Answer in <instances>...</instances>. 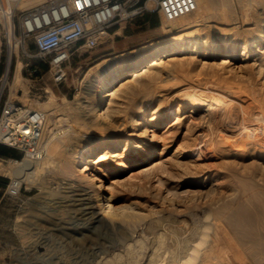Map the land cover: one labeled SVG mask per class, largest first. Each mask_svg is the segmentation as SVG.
Returning a JSON list of instances; mask_svg holds the SVG:
<instances>
[{
	"label": "rangeland",
	"instance_id": "1",
	"mask_svg": "<svg viewBox=\"0 0 264 264\" xmlns=\"http://www.w3.org/2000/svg\"><path fill=\"white\" fill-rule=\"evenodd\" d=\"M253 1L255 5L250 6L248 0H199L202 8L197 15L190 13L175 20L182 24L191 19L190 15L194 19H203L202 30L195 34L200 47L195 53L181 46L171 56L161 58L164 63L160 66L162 76L159 75L158 81L150 87L149 94L143 90L131 94L127 89L128 85L139 84L144 74L136 79L125 74L115 78L113 85L118 93L112 95L111 100L112 103L115 101L113 105L121 104V111L111 115L113 120L109 124L106 120H98L100 125L107 126L105 135L108 139L124 141L126 135L133 132L130 138L134 143H140L142 150L137 158L132 155L131 147L123 150V145L102 159L104 170L100 178L105 186L112 187L115 198L114 212L105 223L98 224L89 219L99 208L97 182L92 184L80 179L73 169L75 173L61 170L56 160L36 183L22 182L17 197L8 195L7 185L12 179L0 174V264H81L122 250L125 243L142 237L147 240L146 249L143 248L142 257L139 256L140 264H147L154 251V259L160 260L159 264L184 261V264H264V159L258 158L256 151L237 154L218 147L222 133L230 134L234 128L238 129V135L240 126L256 119L264 122V117L250 110L247 101L249 98L261 105L264 114V0ZM119 28L122 32L113 34ZM109 34L97 48L73 52L67 67V80L61 84L54 85L44 70L36 78H28L22 71L29 103L46 101L50 95L46 89L57 98L56 109L62 113V119L59 115L53 116L54 133L50 140L60 137V143L65 144L74 135L96 137V131L87 123L95 113L87 112L91 118H86L85 124L79 116L82 109L76 107V94L82 93L99 69L120 59L119 55L176 35L175 32L165 35L156 15L116 25ZM253 40H259V43L250 48ZM202 41L207 43L205 48ZM119 48L124 49L117 51ZM226 48L232 50L233 55L225 58ZM247 49H250L249 54ZM103 58L111 60L94 67L86 77L89 68ZM223 60L226 62L222 63ZM186 88L188 92H203L209 100L222 95L230 98L232 104L229 107L223 104L224 108L219 106L207 129L193 125L190 116L200 119L204 108L191 109L186 105ZM19 90L16 93L21 95L23 89ZM9 93L7 84L0 96V108L5 100L12 99ZM63 96L68 102H60L59 98ZM144 98L148 100L143 109L136 112L135 121L145 120L141 126L135 125L137 122L131 123L128 117ZM81 100L83 98H79ZM57 111L55 114H59ZM78 111L81 113L76 117ZM160 117L163 118L161 122L158 121ZM237 137L238 142L243 140L239 135ZM156 150L155 159L137 160ZM6 151H10V155ZM122 152L127 155L125 158L112 156ZM9 159L20 161L21 154L5 147L3 154L0 153V161L6 163ZM90 167L94 169V164ZM66 180L77 184L72 187L73 194L87 192L90 197L59 198L65 189L56 186H64ZM106 202H109L108 198L101 201L102 204ZM160 233L167 243L163 242L158 249L156 238ZM149 241L153 243L151 246ZM195 254L198 257L193 261ZM227 259L233 261L230 263Z\"/></svg>",
	"mask_w": 264,
	"mask_h": 264
},
{
	"label": "bare ground",
	"instance_id": "2",
	"mask_svg": "<svg viewBox=\"0 0 264 264\" xmlns=\"http://www.w3.org/2000/svg\"><path fill=\"white\" fill-rule=\"evenodd\" d=\"M42 1L43 0H17L16 6L18 8L26 9L28 7L37 5V4L41 3ZM196 2H197V6L198 7H197L196 11L192 12V15H193V13L195 15H197L200 12V9L202 8L201 5H200L199 0H196ZM248 5L253 6V5H255V3H254L253 0H248ZM192 15H190L191 19L189 21H187L185 23H182V24H177V22L175 20L172 21V22H168V23L167 22L166 23L163 22L162 25H161V29L164 31V34L166 35V34H170V32H175L176 35H174V36H172L170 38H167V39L160 40V41H153V42H151V43H149L147 45H144L142 47L136 48V49H134L132 51H128L126 53H123V54L119 55V56H121L120 59H118L117 61L111 62V63H107L105 67H103L102 69H99L96 72V74L94 75V77L92 79H90V81L85 85V87L83 88L82 93L81 94H76L75 97H76V100H78L76 102L78 104L76 107L80 108V110L82 109V111H81L82 113L80 111H78L77 114H76V117L78 116V114L80 112L81 113V115H79L81 117L80 119L85 120L86 118L89 117V113L90 112L95 113L94 114L95 117L94 118L89 117L91 119L88 120L87 123L89 124V126H91L93 128V130L96 131V133H94V134H96V137L95 136L94 137H91V136L86 137V135H84V136L74 135L65 144L60 143L61 142L60 141V137H53L49 141L48 147L46 149V151L47 150L48 151H47L45 157H43L42 159L37 160V161L31 160L29 158H25L22 161H16V160H13V159H9V160L6 161V163H3L2 161H0V174L4 175V176H8L12 180L15 179L19 183L26 182L28 184H34V183L37 182L38 177L42 173H45L47 171V169L49 170V168L51 166H53V164H54V162L56 160L57 163H59V166H60L61 170L66 171V172H71V170L73 169L74 171H76V175L79 178L82 177V178L86 179V181H88V183L95 184V182H97L96 187L98 188V191L100 192L97 195L99 197V202H98V207L99 208H98V211L94 212L89 219H92L93 222L98 223V224L105 223V219L109 218L108 216L112 215L113 212H114V209H115V198H114L113 194L111 193V190H112L111 188L112 187L110 185L105 186V184H103V182H102V180L100 178V173L104 170L103 163H101L102 159L103 158H107L109 155L113 154L114 151H116L117 149L121 148L123 145H124V149L123 150H127V148L131 147L132 155L133 154L136 155L137 158L140 155V151L142 150V145H140V143H134L133 139L130 138L131 136L133 137V135H134L133 132L132 133H128L126 135V139L124 141H122L121 139L111 140V139H108L107 138L108 136L105 135V129L107 128V126L103 127L102 125H100L101 124L100 123L101 121L99 122L100 119L106 120L108 122L107 124H109L113 120V119H111V115L112 114H117V113H119L121 111V106H120L121 104L120 105L119 104H114L113 105V103L115 101L112 103V100H111L112 99V95H114L116 93V88H115L116 85L115 86L113 85V83L115 82V78L120 76L121 74H125L127 77H133V78L138 76V78H139V75L144 74V76L142 75L144 78L139 82V84H135V85H131V86L128 85L127 89L130 90L129 92H132L131 94H133V93L135 94V92H137L138 90H143L144 92H146V94H149L150 89H151L150 87L152 85H154L158 81L157 79L160 77L159 75H161V69H160V66L162 64L161 63V58L167 57L170 54H174L176 50L181 49V46L186 48V50L187 49H191L192 52H195L196 49L198 51V48L200 47V44H199L198 40H196L197 36H195V34L198 33L200 30H202L201 27L205 23H204L203 19H194V17ZM251 28H253V27H251ZM121 32H122V28H119V29L116 30V34H120ZM109 35L110 34H108V36ZM202 42H203L202 44H204L203 47L205 48L207 46V43L205 41H202ZM258 43H259V40H253L250 48L257 47ZM186 44H188V45L185 46ZM248 50H250V49H247L246 52L249 54ZM224 54H225L224 57L226 58L228 56L233 55V52L229 48H226L224 50ZM109 60H111V58L98 59L96 61L95 65L93 67L91 66L89 68V70L86 73V77L89 76V73L91 72V70H93L94 67L95 68L99 67L102 64H105L106 62H108ZM223 62H226V60H223L222 63ZM21 66H22V62L18 59L16 64H15L14 74L11 77V80L8 81L9 90H10L9 94H10V97H12L11 100L15 101V102H17L19 104H23L24 106H27V107L29 105L30 109L47 111L48 112L47 127H48V130L50 132V136H51L54 133V131H53L54 129H53V127H51L53 125L51 123L52 120H53V116L55 117V115L56 116L59 115L58 117L60 118V114H62V113H59L57 111V109H56V107H57V103H56L57 98H56V96L54 94L51 93V91L49 89H46L47 92L50 93V95L48 96V99L46 101H44L42 103H36L37 101L34 102V103H29L27 101L26 96H25V93L27 92V90L25 88V85L23 84V80L24 79H23V77H22V75L20 73ZM140 78H141V76H140ZM162 79H163V77H162ZM85 80H86V78H85ZM5 81H6V78H3V83ZM137 81H139V79H137ZM160 81L161 80H159V82ZM108 84H109V87H106ZM124 86H126V85H124ZM160 87H161V85H160ZM205 87H207V86H205ZM20 88L23 89V93L21 95L16 93L17 90H19ZM188 88H186V89H188ZM124 90H126V89H124ZM155 90H156V87H155ZM186 91L188 92L189 89L186 90ZM141 93H142V91H141ZM124 95H125V93H124ZM136 95H138V94L136 93ZM172 95H174V94H172ZM131 96H133V95H131ZM179 96H181V95H179ZM109 97H111V98L109 99ZM125 97H126V95H125ZM181 97H183V96H181ZM208 97L206 96V94L204 95L203 92L198 93V92L195 91V92L186 93L185 98H184L186 100V102H185L186 105L188 107H190L191 109L192 108H200V107L204 108L202 110V113H203L202 115L203 116L202 117L200 116V119L197 120L196 118L193 117L194 115L190 116V118L189 117L188 118L191 119L189 121H191L193 125L194 124L195 125L199 124V125L203 126L204 128L206 126V129L208 128L209 124L212 122L211 121L212 120V115L215 112H217L219 106L224 108L222 106L223 104H226L227 106L232 104L230 98H224L222 95H218L217 97L214 96V98H212L210 100L208 99ZM79 98H83V100L79 101ZM123 99H125V98H123ZM150 99H152V98L150 97ZM59 100H60L61 103L68 102V100L66 99L65 96L60 97ZM120 100H121V98H120ZM147 100H148V98L147 99L144 98V100L142 102H140V104L134 106V108L136 109L135 111L134 110L131 111V109H130V111H131L130 114L131 115L128 114V115H130V117H128L130 120H128V121H131V123L135 121V114H137L136 112H138L139 110L141 111L143 109L144 104L146 103ZM247 101L250 104V110L252 109L255 112L259 113V115H261L260 117L263 118L264 114L262 113V108H260L261 105L259 106L257 102H255V101H253V100H251L249 98L247 99ZM124 102H122V103H124ZM129 102H131V101H129ZM76 107H75V109H77ZM178 107H179V104H178ZM59 108L61 109V107H59ZM70 108H71V106H70ZM60 109H58V110H60ZM70 110H73V109H70ZM56 111L59 114H55ZM88 111H89V113H87ZM223 111H221V112H223ZM122 113H124V112H122ZM71 114H73V113H71ZM63 115L66 116L67 112L66 113L63 112ZM216 115H217V113H216ZM65 116H63V117H65ZM65 118H63V120ZM56 119H57V117H56ZM60 119H62V118H60ZM75 119H77V118H75ZM139 120L135 121V122H137L135 125H138V124L142 125V121H144L145 119L144 120L141 119V122ZM72 121H73V118H72ZM76 121H74V122L76 123ZM158 121L159 122L163 121V118L160 117V119ZM218 121H216V122L218 123ZM214 122H215V120H214ZM68 123H70V122H68ZM85 124H86V120H85ZM114 124H115L114 126H116V123H114ZM120 124H122V123H120ZM124 124H126V123H124ZM128 124H129V122H128ZM257 124H260L259 128L257 127ZM119 125H117V127H119ZM214 125H215V123H214ZM240 125H242V124H240ZM223 126H225V125H223ZM224 128H226V127H224ZM118 129H120V127ZM191 129H192V127H191ZM209 129H212V128L210 127ZM233 129H232V133H230V134L222 133V138L219 140L220 142L218 143V147L220 148V150L228 148V150H230V151H232L234 153H237V154H244V153H246L248 151L252 152V154H253L256 151L257 153H255V155L257 154L258 158L264 159V122H262L260 119H256L253 123L240 126V131H239L238 135L240 136V138L243 139L241 142L240 141L238 142V140H237V138H238L237 136L238 135H237L236 131L238 129H234V130ZM87 134H92V133H87ZM135 135H136V133H135ZM55 142H58V143H55ZM132 143H134V144H132ZM142 144H145V142H143ZM246 154H248V153H246ZM112 156H117L118 159H121V158H125V156H127V155H125L124 152H122V153H118V155L114 154ZM156 157H157V150L154 153H150V154L146 153L144 157H142L141 159H137V160H142L141 162H146V161H149V160H153ZM116 161H119V160H116ZM91 164H94V169L90 167ZM67 182H63V184H65L64 186H56V187H58V189H60V188L61 189H65L63 191L65 193L60 195L59 198L66 199L69 196H75V195L86 196V198L90 197L87 192H81V193L73 194L72 191L74 189L72 187L77 186V184L75 185L74 182H70V183L69 182L67 183ZM70 192H71V194H70ZM50 197H52V196H50ZM105 198H108L109 202H106V203L102 204L101 201L104 200ZM125 216H126V214H125ZM128 218L130 219V217H128ZM131 221H133V220H131ZM161 232L163 233V231H161ZM162 233H160L161 235L157 234L158 236H157L156 239H158V243H159V245H157V246H159L158 249L161 248L160 245H163V242L167 243V241H164V237H163L164 235H162ZM165 236H166V234H165ZM146 240H147V238H145V237L144 238L142 237V238L134 239V240L132 239V241H129V242L124 244V246H123L124 248L122 250H118V251L116 250L112 254L101 255L98 258V260L95 259L96 261H89L88 260L89 262H85V263H82L83 262L82 261L81 264H140L141 262H139V256L141 255V251L143 250V248L146 249L145 248ZM151 241L153 242V240H151ZM216 241H218V240H216ZM152 242L149 241L147 243H149L150 246H151ZM219 242L221 243V241H219ZM158 243H156V244H158ZM199 245H201V244H199ZM226 246L228 247L227 244H226ZM237 246H239V245L237 244ZM147 247H148V245H147ZM229 247H231V246H229ZM153 248H155V247H153ZM152 250H154V249H152ZM207 250H208V248H207ZM213 250L214 249H212V251ZM204 253H206V252H204ZM99 254L97 256H99ZM153 254H155V251L153 252ZM153 254L150 255V258H149L147 264H155V263L157 264V262L159 264L160 260L156 261L154 259ZM197 254H198V252H197ZM197 254H195V256L193 258V261H196V259L198 257ZM215 254H218V253L215 252ZM141 257H142V255H141ZM213 257H215V256H213ZM222 257H223V255H222ZM140 259H142V258H140ZM229 260L227 259V261H229ZM243 260H244V258H243ZM199 261L201 262V259L198 260V262ZM232 261L233 260L231 259V262ZM184 262H182V263L177 262V264H184ZM189 262H191V261H189ZM219 263L220 262H218V264ZM195 264H197V263H195Z\"/></svg>",
	"mask_w": 264,
	"mask_h": 264
},
{
	"label": "built area",
	"instance_id": "3",
	"mask_svg": "<svg viewBox=\"0 0 264 264\" xmlns=\"http://www.w3.org/2000/svg\"><path fill=\"white\" fill-rule=\"evenodd\" d=\"M16 2L0 0V96L18 59L21 74L24 70L26 77L36 78L44 70L58 85L67 80L73 52L97 48L116 25L152 15L162 25L198 7L196 0H43L26 9ZM47 116V111L8 98L0 108V145L19 152L20 161L42 159L51 138ZM20 189L15 179L7 185L11 197H17Z\"/></svg>",
	"mask_w": 264,
	"mask_h": 264
},
{
	"label": "crops",
	"instance_id": "4",
	"mask_svg": "<svg viewBox=\"0 0 264 264\" xmlns=\"http://www.w3.org/2000/svg\"><path fill=\"white\" fill-rule=\"evenodd\" d=\"M115 33H116V31H115ZM122 49H124V48H119V49H117V51H121ZM67 94V93H66ZM0 148L3 150V151H5V149L3 148V147H1L0 146ZM9 149V148H8ZM11 151V150H10ZM10 151H6V154H8V155H10ZM1 201H2V198H0V203H1Z\"/></svg>",
	"mask_w": 264,
	"mask_h": 264
},
{
	"label": "trees",
	"instance_id": "5",
	"mask_svg": "<svg viewBox=\"0 0 264 264\" xmlns=\"http://www.w3.org/2000/svg\"><path fill=\"white\" fill-rule=\"evenodd\" d=\"M0 146L3 147V148L5 149V146H2V145H0ZM6 148H7V147H6ZM3 152H4V151L0 148V153L3 154Z\"/></svg>",
	"mask_w": 264,
	"mask_h": 264
}]
</instances>
